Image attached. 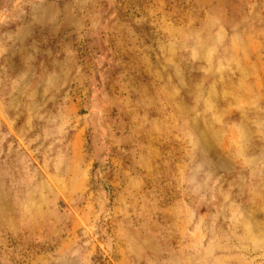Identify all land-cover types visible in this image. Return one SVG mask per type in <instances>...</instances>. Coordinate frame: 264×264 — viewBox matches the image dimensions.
Instances as JSON below:
<instances>
[{
  "label": "rangeland",
  "instance_id": "1",
  "mask_svg": "<svg viewBox=\"0 0 264 264\" xmlns=\"http://www.w3.org/2000/svg\"><path fill=\"white\" fill-rule=\"evenodd\" d=\"M0 264H264V0H0Z\"/></svg>",
  "mask_w": 264,
  "mask_h": 264
}]
</instances>
